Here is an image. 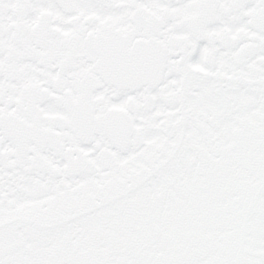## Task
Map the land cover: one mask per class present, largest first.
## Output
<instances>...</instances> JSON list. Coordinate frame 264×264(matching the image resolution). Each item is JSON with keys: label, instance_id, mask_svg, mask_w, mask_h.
<instances>
[{"label": "snow or ice", "instance_id": "6c2138e0", "mask_svg": "<svg viewBox=\"0 0 264 264\" xmlns=\"http://www.w3.org/2000/svg\"><path fill=\"white\" fill-rule=\"evenodd\" d=\"M0 264H264V0H0Z\"/></svg>", "mask_w": 264, "mask_h": 264}]
</instances>
